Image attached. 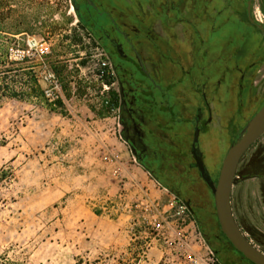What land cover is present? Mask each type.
<instances>
[{"label":"rangeland","instance_id":"obj_1","mask_svg":"<svg viewBox=\"0 0 264 264\" xmlns=\"http://www.w3.org/2000/svg\"><path fill=\"white\" fill-rule=\"evenodd\" d=\"M0 34L16 44L12 60L18 74L22 68L43 74L35 53L29 58L24 52L29 38L46 42L51 54L45 63L62 86L54 100L0 98V264H180L165 242L187 230L191 249L201 257L209 259L212 252L224 264H251L222 233L214 195L198 174L188 177L180 167L175 177L183 178L166 184L136 162L124 138L123 109L107 108L117 86L107 89L99 78L97 63L106 58L79 23L71 0H0ZM259 43L254 35L246 44L245 62L261 60L251 91L238 102L235 73L226 128L220 132L217 117L215 135L202 136L216 181L231 145L264 104ZM58 98L63 108L53 105ZM255 150L264 151V135L249 153ZM174 196L191 201L195 212L188 208L189 220L180 228L159 216L164 230L157 232L142 204H165ZM231 205L245 236L264 252V179L236 177Z\"/></svg>","mask_w":264,"mask_h":264},{"label":"flooded vegetation","instance_id":"obj_2","mask_svg":"<svg viewBox=\"0 0 264 264\" xmlns=\"http://www.w3.org/2000/svg\"><path fill=\"white\" fill-rule=\"evenodd\" d=\"M71 2L109 61L124 138L136 162L161 183L182 179L175 177L180 167L188 177L194 172L202 179L194 167L196 129V146L210 172L202 136L213 133L217 117L220 132L226 128L235 73L238 102L247 88L251 91L252 72L261 60L245 62L246 44L259 35L263 43L257 52L264 53V0ZM254 145L241 159L238 179H264V151L249 153ZM185 202L195 212L193 203Z\"/></svg>","mask_w":264,"mask_h":264},{"label":"water","instance_id":"obj_3","mask_svg":"<svg viewBox=\"0 0 264 264\" xmlns=\"http://www.w3.org/2000/svg\"><path fill=\"white\" fill-rule=\"evenodd\" d=\"M200 130L197 128L194 139V165L200 172L205 184L215 198L218 221L222 233L232 246L253 264H264V252L254 245L243 233L232 211V191L237 170L242 157L248 149L264 135V105L251 120L242 138L234 143L224 160L218 181L212 178L202 159V153L196 146L199 143Z\"/></svg>","mask_w":264,"mask_h":264},{"label":"built area","instance_id":"obj_4","mask_svg":"<svg viewBox=\"0 0 264 264\" xmlns=\"http://www.w3.org/2000/svg\"><path fill=\"white\" fill-rule=\"evenodd\" d=\"M27 46L28 50L24 53H27V56L30 58L32 56V52H34L37 58L42 62L44 72L41 76H38V79L40 84L44 86L43 90L47 99L54 100L56 92L61 91L62 86L60 79L57 77L55 72L49 69L47 64L45 63V58H47L51 54V49L46 42L34 37L28 39ZM24 58H26L25 55ZM97 66L99 67V78L102 81L105 82L108 79H112V72L108 68L109 61L107 59H101L99 63H97ZM105 86L107 89H109L110 85L105 83ZM142 206L143 210L146 213H150L154 218L155 224H153V226L155 228L157 227V232H161L164 230V227H162V225L157 222L158 217L161 215H167L168 218L172 220L169 225L177 222V228L185 226V224L189 220L190 211L186 203L176 196H174L173 199L165 204H162L160 202H146L143 203ZM185 234L189 235L186 236ZM189 238H191V234L187 230L182 237L179 236V238L174 241L166 240L165 242V244H167L173 250L180 264H224L212 252V257H210L209 259L201 257L198 253L191 249Z\"/></svg>","mask_w":264,"mask_h":264},{"label":"trees","instance_id":"obj_5","mask_svg":"<svg viewBox=\"0 0 264 264\" xmlns=\"http://www.w3.org/2000/svg\"><path fill=\"white\" fill-rule=\"evenodd\" d=\"M15 46L16 44L12 45V42L0 34V98L21 101L33 98L45 99L44 90L33 69L22 68L19 70L22 74L17 73L16 67L18 63L12 60V51L15 50ZM25 61L27 60L25 59ZM112 82L111 79H108L106 84L111 85ZM53 105L63 108L64 102L62 99L58 98ZM119 106L120 102L118 96L116 93H113L111 101L107 103V108L109 110H117ZM102 115L103 114H101V116Z\"/></svg>","mask_w":264,"mask_h":264},{"label":"crops","instance_id":"obj_6","mask_svg":"<svg viewBox=\"0 0 264 264\" xmlns=\"http://www.w3.org/2000/svg\"><path fill=\"white\" fill-rule=\"evenodd\" d=\"M148 172V171H147ZM149 173V172H148Z\"/></svg>","mask_w":264,"mask_h":264}]
</instances>
